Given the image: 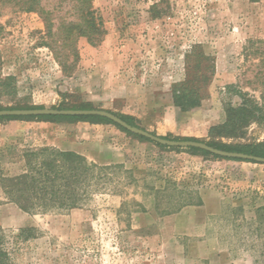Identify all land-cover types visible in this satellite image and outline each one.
Here are the masks:
<instances>
[{
    "label": "rangeland",
    "instance_id": "1",
    "mask_svg": "<svg viewBox=\"0 0 264 264\" xmlns=\"http://www.w3.org/2000/svg\"><path fill=\"white\" fill-rule=\"evenodd\" d=\"M83 6L100 26L92 43L78 34L87 24L76 0H42L51 13L45 22L0 0V84L6 87L0 107L89 104L127 113L158 137L264 141V0H86ZM202 77L199 106L180 112L174 89ZM240 106L253 119L230 135L226 108ZM119 132L129 154L109 165L124 168L109 172L112 180L81 209L22 220L0 189L9 264H264L255 217L264 205V171ZM6 133L0 134V176L21 172L24 150L49 147L22 148ZM197 197L201 206L174 211ZM25 228L32 232L22 240Z\"/></svg>",
    "mask_w": 264,
    "mask_h": 264
},
{
    "label": "trees",
    "instance_id": "2",
    "mask_svg": "<svg viewBox=\"0 0 264 264\" xmlns=\"http://www.w3.org/2000/svg\"><path fill=\"white\" fill-rule=\"evenodd\" d=\"M15 6L25 13H36L43 21L51 13L45 12L41 8L42 0H9ZM256 2L257 0H250ZM78 4L77 15L84 19L87 24L85 28H80L78 34L82 37H87L90 43L95 35H100V26L96 24L94 12L90 9H85L83 6L86 0H76ZM48 25V34L52 35V25ZM47 28V26H46ZM92 36V37H90ZM192 77H194L192 75ZM204 77L198 80L186 79L184 83L177 85L172 93V103L180 112H188L197 108L201 102L200 89L205 86ZM0 88H6L4 84H0ZM10 89L14 87H10ZM6 109H43V107H10ZM57 110H95L89 104H82L77 107L59 106ZM112 113V112H109ZM116 117L126 122L132 127H137L133 117L115 114ZM252 111L249 108L240 106L237 108H226V123L224 129L230 134L235 135L238 130L245 127L248 122L253 119ZM8 121H42L51 123H76L87 122L90 124L111 125L122 133L140 141L151 142L143 137L133 135L121 127L115 125L111 121L96 116H39V117H0V122ZM143 130V129H142ZM213 129L209 131L211 134ZM155 135V133H151ZM166 140L176 141H195L202 142L206 145L229 153H241L255 157L264 158V141L251 143H236L223 144L215 141H200L193 138H175L170 135L161 137ZM155 144V143H154ZM157 147L169 151H178L179 148H168L155 144ZM185 152L215 160H226L235 162H246L256 164L250 161L239 159L221 158L211 155L205 151L188 148ZM24 161L23 168L19 174L14 176H0V189L5 202L13 204L21 212L28 215H47V214H62L75 209H81L87 205L90 199L96 193L103 191L106 184L111 181L108 173L112 175L115 171L121 170L122 165H105L99 166L88 162L84 157L70 151H61L52 147H41L37 149H26L22 152ZM131 174L130 172H128ZM134 179L130 176V183ZM202 201L197 197L196 201L189 198L188 201L181 202L174 211H180L187 206H201ZM169 212L164 214H168ZM255 217L258 223L257 231L262 232L264 236V205L255 210ZM30 228L21 229L18 238L22 240L28 239L32 231ZM26 235V236H25ZM0 264H9V256L5 249V236L0 229Z\"/></svg>",
    "mask_w": 264,
    "mask_h": 264
},
{
    "label": "crops",
    "instance_id": "3",
    "mask_svg": "<svg viewBox=\"0 0 264 264\" xmlns=\"http://www.w3.org/2000/svg\"><path fill=\"white\" fill-rule=\"evenodd\" d=\"M122 114L126 115L127 113ZM1 133H6L10 141L17 140L19 146L37 143L32 146H49L61 151L74 152L84 157L88 162L99 165L122 164L129 154L128 143L120 141L121 133L111 125L87 122L8 121L0 122ZM242 167L257 172L264 171V168L251 164H243ZM6 207L0 206V210ZM16 209L18 216L23 218L22 220L29 216L18 208Z\"/></svg>",
    "mask_w": 264,
    "mask_h": 264
},
{
    "label": "water",
    "instance_id": "4",
    "mask_svg": "<svg viewBox=\"0 0 264 264\" xmlns=\"http://www.w3.org/2000/svg\"><path fill=\"white\" fill-rule=\"evenodd\" d=\"M39 116H96L105 118L133 135L143 137L155 144L168 148L198 149L221 158L239 159L264 165V158L241 153H229L214 149L205 143L195 141L166 140L151 133L132 127L112 113L103 110H57V109H6L0 111V117H39Z\"/></svg>",
    "mask_w": 264,
    "mask_h": 264
}]
</instances>
